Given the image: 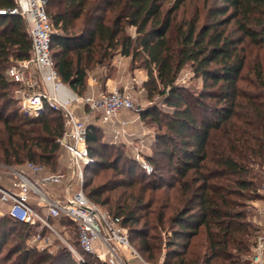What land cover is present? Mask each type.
<instances>
[{"label":"trees","instance_id":"trees-1","mask_svg":"<svg viewBox=\"0 0 264 264\" xmlns=\"http://www.w3.org/2000/svg\"><path fill=\"white\" fill-rule=\"evenodd\" d=\"M186 1L47 0L51 52L61 81L79 96L91 66L129 57L146 72L145 97L166 107L151 103L140 112L155 129L151 174L88 125L92 161L83 172L101 177L96 184L85 178V195L121 219L147 261L162 255V264H243L238 258L250 254L258 231L243 207L257 197L255 170L264 165V0H203L189 16ZM13 7L0 0V161L54 172L64 118L48 106L37 116L21 112L18 83L6 75L30 55ZM185 67L200 89L179 86ZM65 224L79 249L74 224ZM36 226L0 216V264H79L65 245L54 254L29 248Z\"/></svg>","mask_w":264,"mask_h":264},{"label":"built area","instance_id":"built-area-1","mask_svg":"<svg viewBox=\"0 0 264 264\" xmlns=\"http://www.w3.org/2000/svg\"><path fill=\"white\" fill-rule=\"evenodd\" d=\"M13 1L14 7L9 13L24 19L30 39V55L14 61L7 68L6 75L18 83L15 94L21 112L37 116L48 106L62 114L64 130L58 143L68 155L71 174L52 172L43 164L32 161L18 166L0 163V216L7 215L28 224L36 223V230L27 238L29 248L54 254L57 250L54 240L58 239L79 264H162V260L150 262L143 258L132 245L121 219L110 215L83 191V169L92 161L85 145L87 128L97 116L102 123L109 125L112 142L129 145L133 149L131 157L140 168L146 174L153 172L152 164L142 153L143 137H133L129 133L128 120H116L121 111L140 114L142 109L135 99L133 85L137 83L140 87L141 82L132 79L106 92L77 95L61 81L55 67L51 52L54 30L46 12L47 0ZM118 63L121 64L120 61ZM79 105H83L84 109L81 117L75 112ZM65 179L64 188L55 192L45 188L48 184L58 185ZM75 179L78 186L71 192V182ZM31 200L44 209V215L29 204ZM52 219L62 226V231L57 229ZM67 220L75 226L79 249L70 241L65 224ZM250 264H264V231L254 238Z\"/></svg>","mask_w":264,"mask_h":264},{"label":"rangeland","instance_id":"rangeland-1","mask_svg":"<svg viewBox=\"0 0 264 264\" xmlns=\"http://www.w3.org/2000/svg\"><path fill=\"white\" fill-rule=\"evenodd\" d=\"M202 2H203V0H187L186 4L184 5V8H183L184 12H185V15L189 16L190 14H192L194 9L197 7V5L201 6ZM128 31L132 35L134 34V28L133 27H130L128 29ZM118 58L123 59V64H122L123 66L120 65L121 67H124L125 70H127V71L129 70V71H131V73H135V75H137V76L133 77V79L135 81H139V82L142 81L141 79L145 75V71L142 68L137 67V65H139L140 63L137 62V63L131 64V61H130L129 57H123V56H121L119 54L114 55V57L112 58L111 61L106 59L102 64H96V65L91 66L90 69H89V74L93 73L92 74L93 76L97 75L96 77H99V75H101L100 74V72H101V73H106L107 75L110 74L112 76L114 71L117 69V67L115 66L114 62ZM185 73H186V75H185ZM177 83L179 84V86H184V87H186L188 90H190L192 92L194 90L200 89V87H201V81L196 79V78H194L192 76V70L189 67H185V69L179 74V76L177 78ZM142 84H143V82H141V85ZM137 85H138L137 83H134L133 92L135 94V99H136L137 103H139V107L141 109H144L145 107H147L151 103L158 104L163 109H166V107L162 105V100L159 97L154 96L152 98V100H148L145 97L144 90L142 91L141 88L139 86H137ZM16 105H17V108L19 109V100H18V98H17V101H16ZM122 115L125 116V117L128 116L126 111H123ZM144 124L146 125V129H142L141 133L140 132L139 133H137V132L134 133V132L131 131L132 134H133V137L136 136L137 134L142 135V133H147L148 135H150L151 142L153 143L155 129H154L153 126L148 125V124H146L143 121V125ZM137 136H139V135H137ZM119 144H121V143H119ZM124 148H125L126 153L131 157V152H130L131 149L129 147H127V146L126 147L124 146ZM145 151L143 149V152H142L143 156L145 158H146L147 154H149V155L152 154V150H150V152H148V150H147L148 153L145 152ZM68 162H69L68 161V155H67L66 151L64 149L63 150L61 149V151L59 152L58 158H57V169L54 172H60V173H63V174H67V176H70L71 169L68 166ZM0 163H4V162L0 161ZM99 171H100V175H102L103 173L109 174L110 172H112L110 170H102V171L99 170ZM85 176H84V172H83V182L85 181V178L86 179L93 178V183L94 184L98 183L100 181V177H101V176H99V177L93 176V172L92 171L88 172L87 175H85ZM255 176H256V178L254 179V181L259 186V188L257 190V194H256L257 197L255 199L247 200L246 205L243 207V209L247 213V221L249 220L254 226H256V228H258L257 233H259L261 231H264V211H262V206H264V165L260 166V167H256ZM66 183H67V180L65 179L62 182H60L58 185L48 184V185H46L45 188L47 190L51 191V192H55L59 188H62V187L64 188L66 186ZM77 186H78V184H77V181L75 179V180H73L71 182L70 191L71 192L75 191ZM29 204L36 211H38L40 214H42V215L45 214L44 209H42V208H40V207H38L36 205V201L31 200L29 202ZM51 221L56 224V227H57L58 230L62 231V226L58 222H56L53 219ZM68 233H69V230H68ZM160 234H161L162 239L164 241V239H165V231L164 230H160ZM73 235H74L73 233H70V237L71 238H74ZM54 241H55V243L57 245V249L62 247V246H64V244L60 240L56 239ZM163 251H164V249H163ZM238 259H239V261H242L243 264H250V254L249 255H242ZM159 260H162V255L157 259V261H159Z\"/></svg>","mask_w":264,"mask_h":264},{"label":"crops","instance_id":"crops-1","mask_svg":"<svg viewBox=\"0 0 264 264\" xmlns=\"http://www.w3.org/2000/svg\"><path fill=\"white\" fill-rule=\"evenodd\" d=\"M118 61H120L121 64H119ZM114 63H115V66L117 67V69L114 71L112 76L110 74L107 75L106 73L100 72L101 75H99V77H96L97 75L93 76L92 72H91L92 74H89V72H88V76H87V80H86V90H85L83 95H86L89 93L98 94L99 92L109 91L115 86L120 87V86L125 85L126 83H129L130 81H132L134 76H137V75H135V73H131V71H129V70L127 71L124 69V67H121V66H123L122 65L123 59L118 58ZM145 79H146V72H145V75L143 76V78L141 79L142 81H140V82H144ZM137 86H139V85H137ZM140 88L143 91L142 85L140 86ZM75 112H76L77 116H79V117L83 116V112H84L83 105H79V107L76 108ZM122 112L123 111H121L116 116V120H128L129 123L127 125V130L129 131V133H132V132H134V133L140 132L141 133L142 129H146V125L145 124L143 125V120L141 119L140 114L136 115L134 112L126 111L128 116L125 117L122 115ZM89 124H93V125L99 127L100 130L102 131L103 139L107 142L113 143L111 140V137H110V133H109V125L102 123L101 120L98 118V116L94 117L90 121ZM137 135L143 137V139H144V147H143L144 151L146 150L145 152H147V150H148V152H150V150H152L151 145L153 144L151 142L150 135H148L147 133H142V135H140V134H137ZM121 144L124 145L125 147L127 146L131 149V150L130 149L129 150H130L131 156H132L133 149L125 143H121ZM148 156H149V154L146 155V158Z\"/></svg>","mask_w":264,"mask_h":264}]
</instances>
